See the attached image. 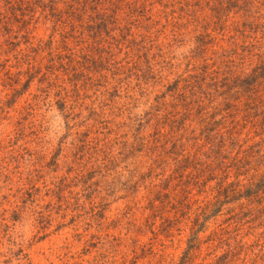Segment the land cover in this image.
I'll return each instance as SVG.
<instances>
[{
  "label": "rangeland",
  "instance_id": "obj_1",
  "mask_svg": "<svg viewBox=\"0 0 264 264\" xmlns=\"http://www.w3.org/2000/svg\"><path fill=\"white\" fill-rule=\"evenodd\" d=\"M241 1L0 0V264H179L191 235L187 264H264V79L227 83L244 162L193 109L170 123L195 65H262ZM180 204L215 214L196 232Z\"/></svg>",
  "mask_w": 264,
  "mask_h": 264
},
{
  "label": "trees",
  "instance_id": "obj_2",
  "mask_svg": "<svg viewBox=\"0 0 264 264\" xmlns=\"http://www.w3.org/2000/svg\"><path fill=\"white\" fill-rule=\"evenodd\" d=\"M197 1L199 0H195V2ZM219 1L221 4L224 1H227L228 3L232 4L230 7H246V2H243L241 0ZM247 7L249 11L251 4L248 3ZM253 29L254 27L252 23H250L248 31ZM255 62L262 63V65H259L257 68L251 70V74L248 77L250 78V83L248 84L239 83V76L231 74V72L227 68L225 71L221 70L220 67L217 68V65H215L216 63L212 66H198L199 68H197L195 65V67H193V73L190 72V74L187 76H178L176 81H174L172 85V89L176 91V100L180 104L182 113L177 120L170 123L172 124L181 121V119L184 118L185 115H190V112H192L193 109L195 116L201 117L203 121L208 120L210 123L212 122V126L209 127L208 133L212 132L214 134L215 139L213 141H215L216 143H213V141H211L212 143H208V145H210L212 150H214L215 155H217V153H219L220 155L223 154L224 156L233 158V161L236 162L237 160L239 162H244L245 160H247L248 156L245 153L240 152L241 147L237 145L234 138L235 135H233L236 130L234 127L237 125V123H234V106L230 103L229 99H226L228 94L227 91H230V87H227V83H232L234 89L236 90L238 89V87H240L241 91L244 92L251 90V87H253V85L255 86L258 81L261 82L264 79V59L259 58L256 59ZM216 76H220V83H222L225 87L222 89V91H220L218 88L219 86H216V84L214 83V81L217 79ZM230 77L232 78V80ZM168 88L169 86L167 87V89ZM196 99L199 100L196 101ZM220 99H224L223 102H221ZM236 151L238 152L237 155ZM254 156H257V154H255ZM208 165L209 164L205 165V161L203 159H201L199 162H197L196 160V162L193 163V167L195 168L194 174L197 175L199 179H209L210 175H214V173L211 168H207ZM197 177H193V179L196 178V180L199 181ZM262 179L258 181V184H260L259 182ZM194 186L196 185L194 184ZM182 189L184 190L185 186H183ZM249 192L250 191L248 190L247 194ZM239 195L244 198L242 194ZM178 206L182 212L185 209H188L191 214L195 212L196 216L194 219V226H197V229H195L196 232L202 227V224H204L206 218L208 219L210 217H213V215L215 214L214 211H209L206 207H197L192 210L191 208H186L183 204H180ZM206 206L209 207L208 205ZM174 210L175 208L172 209V211ZM176 211L179 210L176 209ZM197 213H199V215ZM200 219L203 220V223L200 222ZM189 242L190 245L182 256L179 264H187V252L197 245V237L191 235Z\"/></svg>",
  "mask_w": 264,
  "mask_h": 264
}]
</instances>
